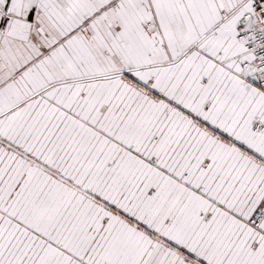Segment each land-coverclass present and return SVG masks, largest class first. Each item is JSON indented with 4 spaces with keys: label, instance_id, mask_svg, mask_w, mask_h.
<instances>
[{
    "label": "snow or ice",
    "instance_id": "6c2138e0",
    "mask_svg": "<svg viewBox=\"0 0 264 264\" xmlns=\"http://www.w3.org/2000/svg\"><path fill=\"white\" fill-rule=\"evenodd\" d=\"M0 264H264V0H0Z\"/></svg>",
    "mask_w": 264,
    "mask_h": 264
}]
</instances>
